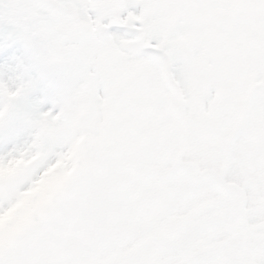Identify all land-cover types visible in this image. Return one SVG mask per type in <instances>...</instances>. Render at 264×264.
Returning <instances> with one entry per match:
<instances>
[{"label": "snow or ice", "instance_id": "1", "mask_svg": "<svg viewBox=\"0 0 264 264\" xmlns=\"http://www.w3.org/2000/svg\"><path fill=\"white\" fill-rule=\"evenodd\" d=\"M0 264H264V0H0Z\"/></svg>", "mask_w": 264, "mask_h": 264}]
</instances>
